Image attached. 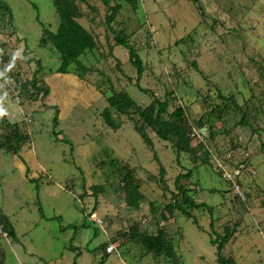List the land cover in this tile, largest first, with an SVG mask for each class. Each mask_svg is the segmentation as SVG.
I'll list each match as a JSON object with an SVG mask.
<instances>
[{"label": "rangeland", "instance_id": "obj_1", "mask_svg": "<svg viewBox=\"0 0 264 264\" xmlns=\"http://www.w3.org/2000/svg\"><path fill=\"white\" fill-rule=\"evenodd\" d=\"M3 1L12 20L7 22L6 13L0 16V54L6 52V65L18 71L20 81L31 80L40 66L38 86L49 92L29 89L30 95L22 89L19 103L0 92L5 117L26 136L14 143L17 153L0 148V215L9 219L16 235H0V264H217L210 239L225 227L232 231L225 256L238 264H264V0H135V8L126 0H111L110 5L117 1L121 8L109 26L110 11L102 0L80 3L78 20L97 41L94 51L80 57L88 67L82 77L72 72L74 65L66 73L56 72L58 53L40 45L42 25L55 31L59 23L52 0ZM118 32L141 59L138 85L128 50L115 43ZM120 91L140 107L153 97L168 98L167 114L183 105L193 126L223 103L218 94L233 95L247 123H238L241 110L229 104L221 118L210 116L212 129L208 124L201 129L210 151L231 142L249 151L255 175L248 179L247 199L228 190L216 153L210 152L205 163L177 153L150 127L145 132L152 145L146 144L134 129L137 115H120L108 106L107 97ZM105 108L115 128L102 118ZM7 131L0 123V139ZM109 157L132 169L143 195L137 206L127 203ZM189 171L181 183L190 185L197 203L208 205L191 209L197 222L164 209L176 192V176ZM95 216L102 224L93 221ZM133 221L140 231L155 233L162 227L176 258L145 252L129 238ZM109 243L118 244V251L100 263Z\"/></svg>", "mask_w": 264, "mask_h": 264}, {"label": "trees", "instance_id": "obj_2", "mask_svg": "<svg viewBox=\"0 0 264 264\" xmlns=\"http://www.w3.org/2000/svg\"><path fill=\"white\" fill-rule=\"evenodd\" d=\"M87 1L88 0H52L53 6L59 17V23L55 31H52L42 25L43 28L42 36L40 38V45H50L58 53L60 60V64L56 69V72L58 73H66L69 71V66L74 65V70L72 72L77 73V75L82 77L84 72L88 70V67L82 63L80 57L94 51V49L97 48V41L93 33L86 29L78 20L82 16L79 4H86ZM102 1L108 6V10L110 11V13L106 16V23L107 26H109L120 10L121 4L115 1L113 5H110L109 3L111 0ZM126 1L130 2L134 8L136 7L135 0ZM190 1L195 4L198 2V0ZM3 13L7 14V22H11V9L3 0H0V16H2ZM114 39L117 45H121L128 50V59L136 68L137 77L135 84L138 85L140 77L143 73V67L136 49L130 45L127 36L122 35L119 32L115 34ZM7 59L8 56L6 52L1 53V62L7 68V73L18 78V71L14 72L6 65ZM37 63H39V61H37ZM40 71L41 67L39 66V68L34 72L31 80L21 81L20 88L24 89L26 92H29V89H32L33 91L36 89L37 92L43 90L44 94H48L49 90L47 87L45 88L38 86L37 74ZM139 88L142 91H147L142 87ZM30 95H32V93H30ZM218 96L220 99H222L223 103L221 105L212 106L210 112H208L206 115H201L197 120H195V126L189 122L186 109L183 105H177L173 111L167 114V107L169 104L168 98L160 100L157 97H153L149 104L144 107H140L127 92L120 91L112 92V94L107 97V102L108 106H110L116 113L120 115H127L129 117L132 115V113L137 115V119H134L131 116L132 120L134 121V129L141 136L142 140L146 142V144L150 146L152 145L149 135L147 132H145V127H150L158 138L170 142L177 153H188L190 156H192V158H199L205 163L208 160V154L210 152L216 153L218 158H224L223 156L226 154V152L231 151L232 156L236 159L238 152L246 150L245 148L238 149L243 144L233 142H231V145L225 149L222 147L213 151L208 149L206 145L207 143H204V141H198L195 145H192V128L195 127L196 129H201L206 124H208V127L212 129L213 120L210 116L212 115V117L221 118L222 113L228 109L229 104H232L234 109L241 110V118L239 119L238 123L242 125L247 123V115L236 103L233 95L225 96L220 93ZM164 114H167L168 117H164ZM102 118L108 124V126L112 128L116 127L117 124L112 118L109 108H105L102 111ZM56 119L57 116L54 117V122H56ZM0 123L3 127H5V129L9 128L10 130L9 132L7 131L6 133L1 134L0 148L5 147L13 153H17L19 149L14 143L24 141L26 136L19 132L17 123H11L5 117L4 113H0ZM209 136L211 139L213 138V133L211 130L209 131ZM154 156L155 159H157L155 152ZM246 159L250 163V155ZM231 162H233V160ZM107 164L109 167L112 166L117 171L118 175L121 176L120 180H122L124 189L126 191L125 197L127 203L129 205L137 206L138 202L143 198V195L139 191V185L133 181L132 169H130L127 165H119L117 159L112 157H109V163ZM164 174V167L159 162V175L160 181L162 182ZM189 175L190 171L188 173H182L176 176L174 183L176 192L171 194V200L164 205V209L170 213H172L174 210H178L183 216L192 218L193 222H197L196 217L192 213L191 209L194 210L197 208H208V205L204 202L197 203L191 194V190L193 189H190V185L186 186L185 184L181 183V178ZM248 179L249 178L243 182L247 193L249 192ZM95 189H102V186H98ZM0 223L3 224V227L8 232V235L13 239H16L14 228L6 216L0 215ZM81 225L84 226L85 224ZM128 230L129 238L139 243L140 246H143L145 252H150L155 256L164 255L171 259L176 258L177 255L174 251V248L172 245H170L171 243L166 237L165 231L162 227H159L155 233H150L146 230L140 231L137 222L133 221L130 223ZM231 233L232 231L228 227H225L223 234L220 235L218 233H214L215 237L210 239V243L215 246L217 264H238L233 257L225 256L223 254L224 246L229 240ZM106 247L103 249V255H101L99 261L100 263L104 262L105 260V255L107 254ZM70 249L74 250L76 255H80L81 253V250L78 249V247L71 246ZM72 264H76V260H74Z\"/></svg>", "mask_w": 264, "mask_h": 264}, {"label": "built area", "instance_id": "obj_3", "mask_svg": "<svg viewBox=\"0 0 264 264\" xmlns=\"http://www.w3.org/2000/svg\"><path fill=\"white\" fill-rule=\"evenodd\" d=\"M20 79L16 78L13 75L7 73V68L1 62L0 54V92L2 98H10L15 102L21 100V90L20 88ZM0 113H4V109L0 106ZM28 116V115H26ZM28 122L30 120H27ZM26 121V122H27ZM206 134L202 129L192 128L191 137L198 139V141H204ZM248 150H242L238 152V156H232L231 151H227L223 156L224 158H218L217 170L220 173V176L228 183V190H230L234 196L239 197L242 201L247 199V191L243 182L255 175V169L247 161L246 158L249 156ZM233 160V162H231ZM238 161V162H237ZM93 221L98 224H102V219L94 217ZM0 235L4 238L8 237V232L4 229L3 224L0 223ZM118 245L116 243H110L106 247L107 253H113L117 251Z\"/></svg>", "mask_w": 264, "mask_h": 264}, {"label": "crops", "instance_id": "obj_4", "mask_svg": "<svg viewBox=\"0 0 264 264\" xmlns=\"http://www.w3.org/2000/svg\"><path fill=\"white\" fill-rule=\"evenodd\" d=\"M118 249V248H117ZM118 251V250H117Z\"/></svg>", "mask_w": 264, "mask_h": 264}]
</instances>
